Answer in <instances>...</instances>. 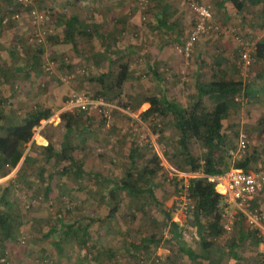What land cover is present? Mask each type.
Listing matches in <instances>:
<instances>
[{"label": "rangeland", "instance_id": "rangeland-1", "mask_svg": "<svg viewBox=\"0 0 264 264\" xmlns=\"http://www.w3.org/2000/svg\"><path fill=\"white\" fill-rule=\"evenodd\" d=\"M5 1L0 0V14ZM222 1L35 0L46 12L38 31L43 42L36 39L28 12L3 20L0 15V135L2 123H23L33 109L54 111L36 127L16 168L0 161V224L8 210L5 201L14 202L23 215L19 231L0 243V264H215L204 255L189 257L171 238L174 220L188 246L206 254L192 217V200L182 189L189 176L201 173H193L187 158L175 150L180 132L174 117L154 112L145 118L142 113L159 106L164 96L187 105L196 95L195 81L208 80L216 72L250 82L249 94L231 103L224 131L230 146L237 145L241 131L247 132L249 150L258 155L251 169H264V123L259 125L264 119V62L244 77L235 40L236 33L254 42L264 40V0L247 3L241 12L230 9V0L227 9L218 8ZM194 3L207 5L220 29L203 34L186 57L177 46L196 23ZM74 17L79 20L75 47L65 38ZM125 62L132 77L118 89L114 80ZM153 67L162 80L154 76ZM99 77L103 80L94 79ZM97 92L106 93L115 106L107 116L95 110L74 111L78 126L68 134L60 117L67 98ZM49 143L56 153L66 143L86 172L65 175L67 164L49 157ZM133 146L141 155L132 168ZM154 151L163 165L153 179L155 192L172 220L159 202H149L148 194L138 198L127 191H121L123 201L111 213L115 201L107 189L112 180L124 179L133 169L145 182L144 169ZM257 201L264 209V192ZM237 212L230 202L224 217L228 232L208 234L217 243L211 257L228 247L230 234L238 238ZM68 224L73 225L69 231ZM153 235L158 241L151 243ZM260 242L245 240L236 264H264ZM221 256L220 264H232L230 256Z\"/></svg>", "mask_w": 264, "mask_h": 264}, {"label": "trees", "instance_id": "trees-1", "mask_svg": "<svg viewBox=\"0 0 264 264\" xmlns=\"http://www.w3.org/2000/svg\"><path fill=\"white\" fill-rule=\"evenodd\" d=\"M231 1L238 12L243 11L247 3L257 4L260 2L259 0ZM31 7L17 1L13 3L12 0H7L1 10V20L10 14L23 11L29 13ZM78 21L76 17L69 20L65 32L66 40L71 42L74 47L76 46L75 31L77 30L76 24ZM165 21L163 22L162 20L161 22L165 23ZM165 26L170 29L174 28L173 25H168V23H165ZM255 58L254 65L264 62V40L257 42ZM36 59L38 62L39 57L36 56ZM119 68L114 80V86L122 89L131 77L130 64L128 62L121 63ZM153 71L157 76L159 75L155 69ZM157 78L162 80L161 77ZM94 79L103 80L102 77ZM195 84L196 95L190 98V102L187 105H180L164 96L159 106L151 105L142 114L145 118H148L154 112L159 115L174 117L175 126L180 132L175 150L179 155L187 158L193 173H201L189 176L187 183L182 186V189L186 191L189 199L192 200V217L198 229L197 232L202 248L206 254H199L188 246V243L184 240L182 227L178 222L172 220L170 210L163 202L157 199L153 179L163 168V165L162 158L156 151L151 154L149 162L144 169V173L147 175L145 182L135 176L133 169L127 172V176L124 179L112 180V185L107 189L109 196L115 201L114 206L111 208V213H114L118 205L123 201L121 191L133 193L138 198L148 194L149 202H159L169 219L172 220L171 238L178 243L179 247L189 257L197 259L206 256L215 264H220L222 254L223 256H230L233 264L234 259H241L240 252L243 242L249 237L257 238L262 243L264 241L258 237L256 230L248 224L245 215L238 211L234 216V227L238 230V238L230 234L228 247L223 250L220 248L221 254L217 257H211L212 249L217 247V243L209 239L208 234L213 235L214 231L223 234L228 232L224 217L230 202L226 200L224 194L217 190L216 182L211 181L208 176L224 173L234 167L250 170L251 164L258 160L257 151L250 152V150L244 157L235 158L230 150L237 145L230 146L228 144V135L224 131V118L229 111L231 103L235 102L238 96L245 97L248 95L252 83L216 72L212 75V78L208 80L198 79ZM99 95L109 98L104 92H97L94 96ZM125 106H128L127 103ZM53 114L54 111L51 108L33 109L28 112L23 123L9 122L1 124L4 134L0 135V161L4 166L11 170L18 166L26 146L33 140L36 127L41 125L43 119H49ZM60 117L68 134L76 130L78 121L72 111L62 112ZM263 123L264 119L262 118L259 125ZM65 145L66 143H64L60 152L56 153L52 144L49 143L47 145L49 157H57L67 164L65 169V175L67 176L85 173L83 161ZM137 154L141 155L139 152L135 154L133 146L130 153L132 168ZM49 178L52 179L50 174ZM5 204L8 206V210L3 216L2 224H0L1 244L11 239L23 225V215L20 208L11 201H5ZM72 227V224H68L65 229L69 231V228L71 229ZM149 241L152 243L158 240L153 235Z\"/></svg>", "mask_w": 264, "mask_h": 264}, {"label": "built area", "instance_id": "built-area-1", "mask_svg": "<svg viewBox=\"0 0 264 264\" xmlns=\"http://www.w3.org/2000/svg\"><path fill=\"white\" fill-rule=\"evenodd\" d=\"M25 6H32L30 9V17L34 34L38 41L43 42L40 37L41 25L46 20V12L41 10L35 3V0H16ZM193 8L197 14L196 23L192 27L189 36L179 46L178 51L186 57H190L196 42L201 36L209 30H219L220 26L214 23V14L211 9L200 3H194ZM38 33V34H37ZM235 40L238 44V54L240 58V69L244 77H248L253 71V65L256 61L257 42L246 38L242 34L236 33ZM115 106L114 102L104 96H94L89 93H74L65 101L64 111H98L107 116L109 110ZM250 137L245 131H241L238 144L230 152L238 158L244 157L249 152ZM204 176V174H202ZM208 178L216 182V188L225 195L226 200L234 204L237 211L242 212L248 224L256 230L258 237L264 241V210L255 207L256 198L260 193L264 192V169L245 170L242 168H231L228 171L209 175Z\"/></svg>", "mask_w": 264, "mask_h": 264}, {"label": "crops", "instance_id": "crops-1", "mask_svg": "<svg viewBox=\"0 0 264 264\" xmlns=\"http://www.w3.org/2000/svg\"><path fill=\"white\" fill-rule=\"evenodd\" d=\"M231 1V0H230ZM232 2V1H231ZM232 5L230 6V9L231 8H234L235 9V7H234V4H233V2L231 3ZM218 8H226L227 9V2H226V0H224V1H222L221 3H219L218 4ZM228 7H229V5H228ZM237 44V43H236ZM235 46V45H234ZM112 61H114V60H112ZM153 69H155L154 67L152 68V72H153V74H154V76L155 77H157V75L154 73V71H153ZM155 71H157L156 69H155ZM263 71H264V68H263ZM132 77V76H131ZM198 80V79H197ZM196 80V81H197ZM201 80V79H200ZM195 81V82H196ZM257 199H258V197H257ZM257 199H256V201H255V207H257L258 208V201H257ZM234 205V204H233ZM258 248L259 249H264V243H262V242H260L259 243V246H258ZM235 262H238V260L236 259V260H234V262H233V264H235Z\"/></svg>", "mask_w": 264, "mask_h": 264}]
</instances>
